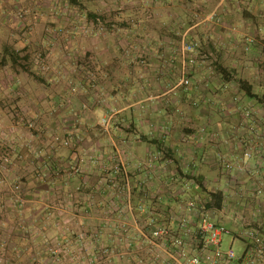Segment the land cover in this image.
Masks as SVG:
<instances>
[{"label": "crops", "instance_id": "1", "mask_svg": "<svg viewBox=\"0 0 264 264\" xmlns=\"http://www.w3.org/2000/svg\"><path fill=\"white\" fill-rule=\"evenodd\" d=\"M69 1L82 4L89 14L115 16L109 35L83 41L88 74L79 75L82 92L76 95L66 90L57 84V74H49V86L42 89L35 104L41 113L57 109L59 115H53L51 125L64 135L74 133L66 125L72 110L80 113L83 148L68 154L51 152L52 171L57 174L50 182L53 194L56 189L66 192L65 185L78 190L72 197L78 198L74 202L82 206V214L70 215L84 222L88 235L101 240L107 253L130 264H183L171 237L178 232L183 215L189 219L190 252L202 246L197 232L203 214L228 230L229 248L242 239L247 249L244 230L255 229L264 239V193L256 192L264 188V0ZM214 10L241 25L252 38V47L263 49V65L244 80L232 74H202L193 68L185 87L174 63L176 41L198 27L199 23L185 27L188 18ZM59 12L62 6L56 0H0V31L8 34L4 46L17 50L19 43L34 48L45 34L33 16ZM22 13L28 16L25 22L16 21L15 16ZM130 15L135 18L125 21ZM61 26L56 23L52 28ZM126 46H140L147 63L140 65L133 56H124ZM239 81L251 86L254 97L245 95ZM237 93L240 102L234 96ZM0 114L6 122L15 123L5 110ZM103 117L111 118L107 134L95 129ZM35 142L41 146L45 141L38 136ZM156 152L161 154L158 159L153 158ZM38 160V168L46 167L43 158ZM9 164L13 165L11 160ZM73 164L81 174H66V166ZM186 181H192L193 187L182 192ZM36 183L39 179L24 180L30 200L34 195L41 199L49 191ZM69 190L67 200L72 207ZM215 191L222 192V204L209 209L201 201L206 203L204 195ZM33 203L43 205L39 200ZM191 203L195 207L189 211ZM4 218L5 223L16 219ZM126 224L130 229H123ZM161 225L171 235L154 238L152 230ZM223 238L221 247L226 250ZM259 264H264V258Z\"/></svg>", "mask_w": 264, "mask_h": 264}, {"label": "rangeland", "instance_id": "2", "mask_svg": "<svg viewBox=\"0 0 264 264\" xmlns=\"http://www.w3.org/2000/svg\"><path fill=\"white\" fill-rule=\"evenodd\" d=\"M56 1L62 6V12L49 16L46 13L44 16H33L36 25H43L45 34H39L40 40L34 48H23L19 43L17 50L4 46L7 42L5 36L8 34L0 31V107L3 108L0 112L5 110L15 122H6L0 114V186H4L0 188V264H130L127 260L123 262L120 256L118 261L115 259L117 256L107 253L104 246H101V240L88 235V227L84 222L70 215L82 214V206L74 202L78 198L72 197L78 190L65 185L66 190L70 189L72 207H69L67 200L68 190L65 192L56 189L55 194L51 190L50 182L54 175H57L52 171L54 159L51 152L56 150L57 154H68L83 148L85 129L79 121L80 113L73 109L71 120L66 125H70L74 133L64 135L60 128L56 129V126L51 125L53 115H59L55 112L57 109L38 112L36 101L42 89L49 86V74H57L58 85L79 95L83 87V78L79 75L88 74L83 41L89 36L99 39L109 35L112 25L115 24V21L111 20L115 19L113 15L89 14L85 12L82 4H74L69 0ZM213 12L216 16L211 18ZM213 12L188 18L185 27L195 23L199 25L183 38L178 36L174 49L178 54L183 40L199 42L197 62L189 67L188 74L193 68H198L197 72L202 74H232L244 80L247 74H252V70H259L263 65V49L252 47V38L245 34L241 25H235L218 10ZM15 17L16 21L25 22L28 16L22 13ZM40 17H43V20ZM131 18L135 17L130 15L125 21L130 22ZM56 23L62 26L54 30L52 26ZM219 33H222L220 35L223 37L219 38ZM236 34L239 35L237 39L234 38ZM209 35L212 38H209ZM12 50L17 53L14 63H11L8 57ZM122 51L126 57L133 56L140 65L147 63L146 55L141 52L140 46H126ZM174 63L178 64L180 74L178 59ZM236 80L238 81L237 78ZM234 96L237 101H242L238 93ZM83 109L80 106L81 112ZM100 120L95 126L96 132H111L110 126L106 129L100 125ZM43 122L46 123L45 127ZM38 136L40 139L44 138L45 142L40 144L42 147L35 142ZM39 158L44 159L46 167L44 164L41 165L43 168L35 165ZM9 160L13 165L9 164ZM66 167L68 175L73 172L81 174L77 164ZM38 179L39 183L36 184L49 191L41 199L34 195L33 200H30L29 187L24 186V180L38 182ZM208 193L204 195L206 201ZM37 200L42 201L43 205L35 206L33 201ZM204 201H201L204 205L209 202ZM6 215L15 217V222L5 223ZM123 229H130V226L126 224ZM223 236L222 246L228 249L226 242L231 237L226 234ZM245 247L244 240L236 239L231 248L236 255H240Z\"/></svg>", "mask_w": 264, "mask_h": 264}, {"label": "built area", "instance_id": "3", "mask_svg": "<svg viewBox=\"0 0 264 264\" xmlns=\"http://www.w3.org/2000/svg\"><path fill=\"white\" fill-rule=\"evenodd\" d=\"M216 16L215 12L211 14V18ZM200 44L196 40H183L178 49V61L180 64L181 80L180 84L188 86L190 78L188 76L189 67L196 64L197 53ZM246 116H250L246 112ZM110 117H103L100 120V125L108 128L110 124ZM160 152L153 155L154 159L160 158ZM250 157V154H245ZM118 171V169L116 170ZM193 187L192 181H186L181 186L182 192L190 191ZM258 194L264 193V188L256 191ZM194 204L191 203L188 207L189 211L193 209ZM198 236L202 242V246L197 251L190 252L189 246L186 242L188 236V222L187 216L183 215L178 219V232L174 235L164 227L159 226L152 230L154 238H166L171 235L172 244L176 248L177 253L184 259L183 264H259L264 258V239L261 238L255 229H248L243 231V236L249 242L247 249L240 255H236L232 248L223 250L221 247L222 236L229 233L222 224H215L208 219L206 214H203L200 219Z\"/></svg>", "mask_w": 264, "mask_h": 264}, {"label": "trees", "instance_id": "4", "mask_svg": "<svg viewBox=\"0 0 264 264\" xmlns=\"http://www.w3.org/2000/svg\"><path fill=\"white\" fill-rule=\"evenodd\" d=\"M75 0H72V2H74ZM7 48H5V52ZM15 55H17L16 52H14V50H12L10 53H8V57L11 60V63L15 62ZM227 74H224L223 76L225 77ZM239 85L240 87L244 90L245 95H248L249 97H254V94L251 93V86L245 82L239 81ZM208 201L206 203V207H221L222 204V192L221 191H215V192H209L208 193Z\"/></svg>", "mask_w": 264, "mask_h": 264}]
</instances>
